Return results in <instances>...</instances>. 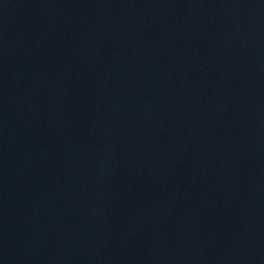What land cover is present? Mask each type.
<instances>
[{
  "label": "water",
  "instance_id": "95a60500",
  "mask_svg": "<svg viewBox=\"0 0 264 264\" xmlns=\"http://www.w3.org/2000/svg\"><path fill=\"white\" fill-rule=\"evenodd\" d=\"M0 264H264V0H0Z\"/></svg>",
  "mask_w": 264,
  "mask_h": 264
}]
</instances>
